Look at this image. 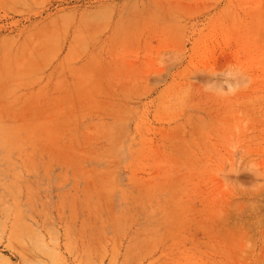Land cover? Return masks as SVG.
<instances>
[{
	"label": "rangeland",
	"instance_id": "obj_1",
	"mask_svg": "<svg viewBox=\"0 0 264 264\" xmlns=\"http://www.w3.org/2000/svg\"><path fill=\"white\" fill-rule=\"evenodd\" d=\"M0 264H264V0H0Z\"/></svg>",
	"mask_w": 264,
	"mask_h": 264
}]
</instances>
